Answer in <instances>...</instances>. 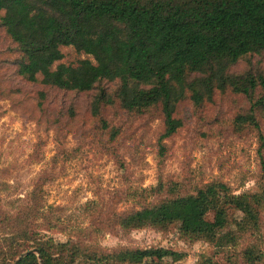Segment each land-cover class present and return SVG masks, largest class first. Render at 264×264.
Listing matches in <instances>:
<instances>
[{
	"label": "rangeland",
	"instance_id": "rangeland-1",
	"mask_svg": "<svg viewBox=\"0 0 264 264\" xmlns=\"http://www.w3.org/2000/svg\"><path fill=\"white\" fill-rule=\"evenodd\" d=\"M62 51L66 64L86 57L69 46ZM16 56L15 44L0 26V216L30 206L42 233L59 242L72 238L84 253L163 247L181 254L177 264L207 259L250 264L245 251L251 250L260 256L255 262L264 263V204L246 230L235 224L242 213L226 206L228 224L217 235L223 237L221 245L184 234L178 223L129 232L117 224L120 215L161 199L195 194L211 182L224 183L235 194L264 198L258 154L264 106L254 111V128L236 120L251 107L243 94L216 92L200 106L187 97L175 110L181 127L161 139L159 109L135 114L114 99L94 116L91 103L99 88L79 93L27 82L16 73ZM248 70L264 76V52L231 67L237 73ZM100 86L113 94L118 82L105 80ZM261 94L258 87L253 100ZM213 215L209 211L206 219ZM48 219L57 223L55 228L47 230ZM87 255L79 264H88Z\"/></svg>",
	"mask_w": 264,
	"mask_h": 264
},
{
	"label": "trees",
	"instance_id": "trees-1",
	"mask_svg": "<svg viewBox=\"0 0 264 264\" xmlns=\"http://www.w3.org/2000/svg\"><path fill=\"white\" fill-rule=\"evenodd\" d=\"M0 26L15 44L19 77L63 91L99 88L91 103L94 116L114 99L135 114L157 108L164 139L181 127L175 110L182 100L188 97L200 106L216 92L231 90L251 101L249 111L236 120L258 127L254 111L264 106V76L250 70L233 72L231 67L247 55L264 52V0H0ZM68 46L86 57L75 65L62 62V49ZM105 80L118 82L113 94L100 86ZM258 87L262 94L253 100ZM258 140L264 175V134ZM263 199L211 182L195 194L161 199L120 215L117 224L129 232L178 223L184 234L221 245L223 237L217 235L228 224L226 206L242 213L235 224L246 230L257 221ZM211 210L213 219L208 220ZM48 220L47 230L55 228L57 223ZM39 226L30 206L3 213L0 264H14L30 249L38 250L42 264H79L85 253L88 264H169L166 259L177 264L181 259L179 252L163 247L84 253L72 238L55 241ZM245 254L250 264L261 261L251 250ZM17 264L40 260L28 253ZM202 264L217 263L207 259Z\"/></svg>",
	"mask_w": 264,
	"mask_h": 264
},
{
	"label": "water",
	"instance_id": "water-1",
	"mask_svg": "<svg viewBox=\"0 0 264 264\" xmlns=\"http://www.w3.org/2000/svg\"><path fill=\"white\" fill-rule=\"evenodd\" d=\"M28 253H36L37 256H38V259L40 260V264H42L41 257H40V255H39L37 249H30V250H28L27 252H25L22 256H24V255H26V254H28ZM22 256L18 257L17 260L14 262V264H17L18 260H20V258H21Z\"/></svg>",
	"mask_w": 264,
	"mask_h": 264
}]
</instances>
